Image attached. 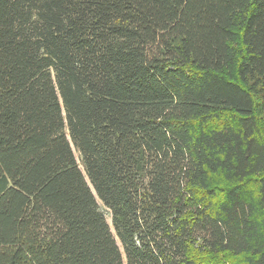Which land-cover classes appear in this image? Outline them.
Wrapping results in <instances>:
<instances>
[{
  "label": "trees",
  "instance_id": "1",
  "mask_svg": "<svg viewBox=\"0 0 264 264\" xmlns=\"http://www.w3.org/2000/svg\"><path fill=\"white\" fill-rule=\"evenodd\" d=\"M226 261L264 264V0H0V264Z\"/></svg>",
  "mask_w": 264,
  "mask_h": 264
},
{
  "label": "rangeland",
  "instance_id": "2",
  "mask_svg": "<svg viewBox=\"0 0 264 264\" xmlns=\"http://www.w3.org/2000/svg\"><path fill=\"white\" fill-rule=\"evenodd\" d=\"M67 133V132H66ZM72 149H73V152H74V155H75V158H76V160H77V162H78V164H79V167H80V169L82 170V172H84L83 171V166H82V164H81V161H80V157H79V153H78V151L75 149V147L72 145ZM87 179V178H86ZM98 204H99V206H100V209L104 212V214H105V218H106V221H107V223L110 225L111 224V220H110V214H109V211L106 209V208H104V206L98 201ZM113 231V230H112ZM118 242V241H117ZM118 244H119V242H118ZM224 264H229L227 261H226V263L224 262Z\"/></svg>",
  "mask_w": 264,
  "mask_h": 264
}]
</instances>
